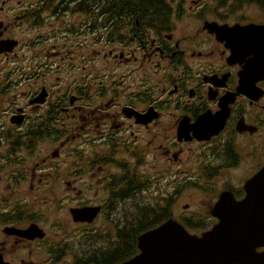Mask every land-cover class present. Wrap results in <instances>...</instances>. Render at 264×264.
Returning a JSON list of instances; mask_svg holds the SVG:
<instances>
[{"label":"flooded vegetation","instance_id":"flooded-vegetation-1","mask_svg":"<svg viewBox=\"0 0 264 264\" xmlns=\"http://www.w3.org/2000/svg\"><path fill=\"white\" fill-rule=\"evenodd\" d=\"M244 7L0 0V264H74L138 208L201 235L222 194L245 198L264 168V10Z\"/></svg>","mask_w":264,"mask_h":264},{"label":"water","instance_id":"water-1","mask_svg":"<svg viewBox=\"0 0 264 264\" xmlns=\"http://www.w3.org/2000/svg\"><path fill=\"white\" fill-rule=\"evenodd\" d=\"M257 27L263 37L264 26ZM257 45L264 46V37ZM263 53H256L258 60L263 59ZM244 192L245 198L239 202L222 194L213 208L215 215L222 200L237 204L241 211L234 221L224 223L225 218L215 215L218 223L200 236L188 233L173 220L165 221L141 233L138 253L121 264H264V168L244 184ZM81 211L73 213L74 220H84L87 214Z\"/></svg>","mask_w":264,"mask_h":264},{"label":"trees","instance_id":"trees-1","mask_svg":"<svg viewBox=\"0 0 264 264\" xmlns=\"http://www.w3.org/2000/svg\"><path fill=\"white\" fill-rule=\"evenodd\" d=\"M231 0H218L219 6ZM239 6H254L264 10V0H233ZM147 208H138L135 220L130 223L123 224L120 229V236L117 243L113 244L107 250L94 249L86 255H79L74 264H120L121 262L131 258L137 250L138 236L163 222L161 210L157 214H150Z\"/></svg>","mask_w":264,"mask_h":264},{"label":"bare ground","instance_id":"bare-ground-1","mask_svg":"<svg viewBox=\"0 0 264 264\" xmlns=\"http://www.w3.org/2000/svg\"><path fill=\"white\" fill-rule=\"evenodd\" d=\"M244 30H248L247 28H245ZM258 51H264V46L260 47L256 44V47L254 48V54L256 55V53ZM264 54V53H263ZM263 57V60H264V55L262 56ZM257 58V57H256ZM227 200V199H226ZM229 201V200H228ZM225 202V200H222L220 202V204L218 205V207L216 208V215L221 218V219H224L225 218V221L224 223H226V221H231V220H235V218L238 217L240 211H241V208L237 205V204H234L233 202ZM226 205V206H225ZM239 207V209H238ZM230 208V209H228ZM226 210H227V213H226ZM224 211V212H223ZM221 212V213H220ZM223 212V215H220L222 214ZM80 214H84L83 211L80 212ZM232 221V222H233Z\"/></svg>","mask_w":264,"mask_h":264},{"label":"rangeland","instance_id":"rangeland-1","mask_svg":"<svg viewBox=\"0 0 264 264\" xmlns=\"http://www.w3.org/2000/svg\"><path fill=\"white\" fill-rule=\"evenodd\" d=\"M193 6H194V5H192V7H193ZM246 7L249 8V10H247V9L244 7V8L247 10V13H248L249 16H253V17H256V18H257L258 14L261 13V12L256 11L255 9H257V8L254 7V6H246ZM178 210H179V209H178ZM61 216H62V215H61Z\"/></svg>","mask_w":264,"mask_h":264}]
</instances>
